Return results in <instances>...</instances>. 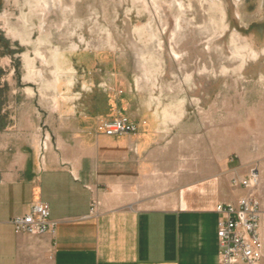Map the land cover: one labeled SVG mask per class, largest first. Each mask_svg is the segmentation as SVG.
I'll list each match as a JSON object with an SVG mask.
<instances>
[{
	"label": "crops",
	"instance_id": "crops-1",
	"mask_svg": "<svg viewBox=\"0 0 264 264\" xmlns=\"http://www.w3.org/2000/svg\"><path fill=\"white\" fill-rule=\"evenodd\" d=\"M31 89L13 88L0 108V264H218L214 206L251 192L231 182L247 173L189 157L157 118L146 135L153 114L135 132L99 131L103 120L131 115L113 92L89 106L71 83ZM38 199L55 230L15 232L8 219Z\"/></svg>",
	"mask_w": 264,
	"mask_h": 264
},
{
	"label": "rangeland",
	"instance_id": "rangeland-1",
	"mask_svg": "<svg viewBox=\"0 0 264 264\" xmlns=\"http://www.w3.org/2000/svg\"><path fill=\"white\" fill-rule=\"evenodd\" d=\"M216 1L61 0L42 13L32 0H0V108L13 88L54 83L56 70L57 88L71 83L82 105L113 92L136 121L153 114L146 135L157 118L189 157L256 168L264 189V0ZM24 52L41 75L25 76Z\"/></svg>",
	"mask_w": 264,
	"mask_h": 264
},
{
	"label": "built area",
	"instance_id": "built-area-1",
	"mask_svg": "<svg viewBox=\"0 0 264 264\" xmlns=\"http://www.w3.org/2000/svg\"><path fill=\"white\" fill-rule=\"evenodd\" d=\"M98 130L107 135L131 133L138 130V122L126 114H119L103 120ZM42 146H45V140ZM258 177L259 171L251 168L245 176H232L231 182L253 188ZM214 211L218 213V264H259L264 251L259 196L251 191L235 202L218 201ZM8 221L13 224L15 232L35 235L53 232L57 224V220L50 216L49 203L41 199L31 202L23 213L10 217Z\"/></svg>",
	"mask_w": 264,
	"mask_h": 264
},
{
	"label": "bare ground",
	"instance_id": "bare-ground-1",
	"mask_svg": "<svg viewBox=\"0 0 264 264\" xmlns=\"http://www.w3.org/2000/svg\"><path fill=\"white\" fill-rule=\"evenodd\" d=\"M214 2L217 5H219V2H217L216 0H214ZM30 4L33 5L35 7V9H40L42 11V13H45L50 8V6H56V7H59L61 9V0H32V3H30ZM13 32L16 35H19L21 37V40L22 41L29 40V38L26 35V32H18V31H13ZM43 40H45V37L44 38H41L40 37L39 38V43L43 42ZM35 52H36V54L38 56L41 55V51H40V49L38 47L35 48ZM24 58L27 61V64H26L27 65V72H26V75L25 76L28 77V78H31L32 75H34V74H40L41 75L40 70H38L35 67V64H34V61L35 60L33 61V59H35V57L32 58V57L29 56L28 53L24 52ZM58 58H59V52L57 51L56 47L51 48V59L54 60V62L56 64L59 62L58 61ZM60 64H62V63H59V65ZM65 67L69 68L68 65H65ZM54 73H55V78H54V81L55 82L54 83H51V84L49 83L48 86L51 85V86L57 87L59 85V78H58L59 77L58 76V73L59 72L57 73L56 70H54ZM28 90H32L31 87H28Z\"/></svg>",
	"mask_w": 264,
	"mask_h": 264
}]
</instances>
